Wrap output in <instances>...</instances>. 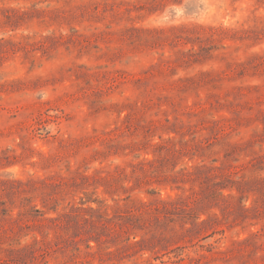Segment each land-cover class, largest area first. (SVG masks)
Wrapping results in <instances>:
<instances>
[{"label":"rangeland","instance_id":"1","mask_svg":"<svg viewBox=\"0 0 264 264\" xmlns=\"http://www.w3.org/2000/svg\"><path fill=\"white\" fill-rule=\"evenodd\" d=\"M0 264H264V0H0Z\"/></svg>","mask_w":264,"mask_h":264}]
</instances>
